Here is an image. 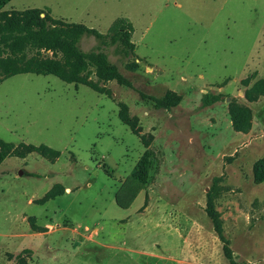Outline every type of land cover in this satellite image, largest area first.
<instances>
[{"label": "rangeland", "instance_id": "obj_1", "mask_svg": "<svg viewBox=\"0 0 264 264\" xmlns=\"http://www.w3.org/2000/svg\"><path fill=\"white\" fill-rule=\"evenodd\" d=\"M33 7L100 33L125 17L137 68L108 46L130 86L111 80L97 93L33 73L0 82V138L59 151L0 163V264H230L208 202L233 264H264V181H252L264 94L244 95L264 81V0H10L1 9ZM96 43L83 36L80 48ZM168 92L177 102L158 107ZM231 105L249 111L247 130L233 129ZM143 154L138 182L131 170ZM55 184L62 193L38 204Z\"/></svg>", "mask_w": 264, "mask_h": 264}, {"label": "trees", "instance_id": "obj_2", "mask_svg": "<svg viewBox=\"0 0 264 264\" xmlns=\"http://www.w3.org/2000/svg\"><path fill=\"white\" fill-rule=\"evenodd\" d=\"M9 0H0V82L9 76L20 73L53 75L65 83L82 84L97 93L107 90L104 84L115 81L117 84L130 86V82L120 73L118 66L111 62L101 47L112 46L119 60L127 70H135L137 62L133 59L134 45L130 39L132 26L125 17L112 20L105 33L81 23L66 22L52 18L39 8L23 10H2L1 7ZM93 36L96 45L88 50L80 48L83 36ZM246 82V80H243ZM264 94V81L259 79L245 91L248 100L256 95ZM216 98L205 96L204 104L211 103ZM178 97L168 92L162 98L155 100L158 107L173 106ZM233 129L245 131L249 127V111L242 106H229L228 109ZM118 117L132 131L133 119L128 115L126 106L120 104ZM35 152L48 161L55 160L59 151L45 144L12 143L0 138V163L8 157H23ZM147 157L143 154L131 170V177L143 182L146 174ZM37 175V174H30ZM252 181L259 184L264 181V155L258 158L252 166ZM63 191L62 186L55 184L44 192L38 200L42 204L53 199ZM207 215L213 229L222 243V252L230 264L231 252L227 240L222 235L220 224L211 204L207 203ZM31 230L42 231L43 227L34 222V217H27ZM19 264H24L21 260Z\"/></svg>", "mask_w": 264, "mask_h": 264}, {"label": "crops", "instance_id": "obj_3", "mask_svg": "<svg viewBox=\"0 0 264 264\" xmlns=\"http://www.w3.org/2000/svg\"><path fill=\"white\" fill-rule=\"evenodd\" d=\"M10 1V0H9ZM8 1V2H9ZM6 4V3H5ZM4 4V5H5ZM2 8V7H1ZM33 8H39V7H33ZM25 9H27V8H25ZM39 9H41V8H39ZM10 10H14V9H10ZM21 10H23V9H21ZM42 10H44V9H42ZM44 11H46L47 13H48V15L50 16V17H52L50 14H51V11L50 10H44ZM50 12V13H49ZM52 18H54V17H52ZM56 19H61V20H64V18H56ZM65 21V20H64ZM66 22H68V21H66ZM55 198V197H54ZM45 225V224H44ZM40 226V225H39ZM42 227V226H41Z\"/></svg>", "mask_w": 264, "mask_h": 264}, {"label": "water", "instance_id": "obj_4", "mask_svg": "<svg viewBox=\"0 0 264 264\" xmlns=\"http://www.w3.org/2000/svg\"><path fill=\"white\" fill-rule=\"evenodd\" d=\"M21 172H19L18 174H20Z\"/></svg>", "mask_w": 264, "mask_h": 264}]
</instances>
